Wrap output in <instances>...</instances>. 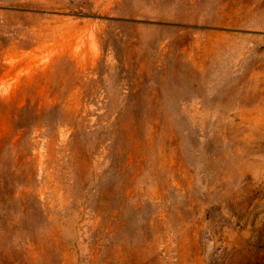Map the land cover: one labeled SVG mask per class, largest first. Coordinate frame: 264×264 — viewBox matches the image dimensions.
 <instances>
[{
    "label": "rangeland",
    "instance_id": "rangeland-1",
    "mask_svg": "<svg viewBox=\"0 0 264 264\" xmlns=\"http://www.w3.org/2000/svg\"><path fill=\"white\" fill-rule=\"evenodd\" d=\"M0 264H264V0H0Z\"/></svg>",
    "mask_w": 264,
    "mask_h": 264
}]
</instances>
